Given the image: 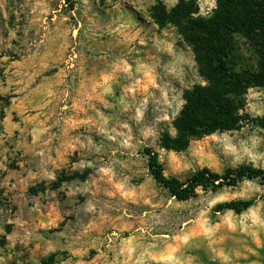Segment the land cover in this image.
Instances as JSON below:
<instances>
[{
	"label": "rangeland",
	"instance_id": "rangeland-1",
	"mask_svg": "<svg viewBox=\"0 0 264 264\" xmlns=\"http://www.w3.org/2000/svg\"><path fill=\"white\" fill-rule=\"evenodd\" d=\"M219 0H0V264H264V185L178 202L150 175L264 170V88L226 96L238 131L176 138L187 92L216 57L202 27ZM232 74L259 73L264 49L229 42ZM213 47V45L211 46ZM252 201L242 214L218 210Z\"/></svg>",
	"mask_w": 264,
	"mask_h": 264
},
{
	"label": "trees",
	"instance_id": "trees-1",
	"mask_svg": "<svg viewBox=\"0 0 264 264\" xmlns=\"http://www.w3.org/2000/svg\"><path fill=\"white\" fill-rule=\"evenodd\" d=\"M219 3L223 16L201 29L209 41L205 42L207 51L216 57L217 74L208 79V87H196L187 92L186 109L176 123L178 136L163 138V148L167 150L182 151L193 137L238 131L241 124L250 118L240 115L226 96L240 85L264 88L263 64L259 73L232 74L230 61L234 57V49L229 46L235 35L246 33L264 49V0H219ZM251 120L264 129V118ZM144 152L148 157L150 175L178 202L196 198L199 190L215 193L225 187H237L245 180H258L264 185V170L253 166L230 168L222 174L203 168L184 180L166 177L158 155L151 149ZM252 206V201H233L219 205L218 210L240 215Z\"/></svg>",
	"mask_w": 264,
	"mask_h": 264
}]
</instances>
